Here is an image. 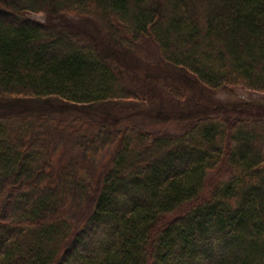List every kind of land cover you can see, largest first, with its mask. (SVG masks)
Here are the masks:
<instances>
[{"label":"trees","instance_id":"1","mask_svg":"<svg viewBox=\"0 0 264 264\" xmlns=\"http://www.w3.org/2000/svg\"><path fill=\"white\" fill-rule=\"evenodd\" d=\"M40 13L86 18L131 55L150 37L195 86L264 94V0H0L2 100L95 105L115 125V102L139 96L94 39L29 17ZM46 109L0 118V264H264V118L202 106L157 136L78 118L61 162ZM84 202L94 209L79 227Z\"/></svg>","mask_w":264,"mask_h":264},{"label":"rangeland","instance_id":"2","mask_svg":"<svg viewBox=\"0 0 264 264\" xmlns=\"http://www.w3.org/2000/svg\"><path fill=\"white\" fill-rule=\"evenodd\" d=\"M29 17L37 22H49L57 28L73 31L94 39L105 54L112 55L111 57L116 60L117 65L121 64L124 69L128 68L126 73L124 72L123 78L128 86L134 87L139 92V96L137 95L134 101L115 102L113 110L121 121L115 125L109 123L110 117L107 116V110L105 108L101 110L95 105L90 108L81 105L70 110L63 109V107L57 108L54 105H52L53 107L48 106V104L43 103L44 100L0 99V118L28 112L32 107L38 109L40 105L47 108V113L50 111L49 116L54 118V127L56 128L57 125L61 124L56 130H53L51 137L53 142L58 145L55 158L61 159V162H65L75 153L69 149L70 146L65 145L61 140L66 135L64 128L71 125L74 119L79 120L78 118H81L84 121L83 125L90 130H96L101 125H109L112 129L133 125L150 131L153 136L181 133L196 118L203 115H200L202 106L205 107L204 112L208 116L232 117L236 115L241 118H255L254 116L264 118V94L243 88L208 90L202 86H195L191 82L192 78L186 72L163 63L158 47L151 41L150 37L145 38L138 54L131 55L115 41H112L96 24L86 18L78 16L50 18L45 13L30 14ZM75 45L77 47V44ZM147 84L151 88L150 92L149 88L147 89ZM196 106L197 110L192 112L191 116L179 118V109L186 112ZM170 113L171 116L169 117ZM110 154L111 151L105 152L96 162L98 171H101L103 166H109ZM128 158L130 162H133L134 157L131 154ZM86 204L84 202L72 210V215L76 218L75 224L79 227L94 209L92 205L87 206Z\"/></svg>","mask_w":264,"mask_h":264}]
</instances>
